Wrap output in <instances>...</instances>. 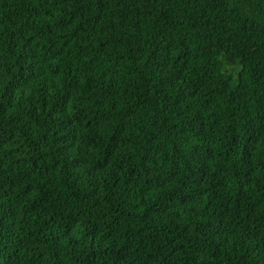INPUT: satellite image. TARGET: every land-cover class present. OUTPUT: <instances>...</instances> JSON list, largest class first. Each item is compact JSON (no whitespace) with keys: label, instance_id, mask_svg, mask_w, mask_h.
Masks as SVG:
<instances>
[{"label":"trees","instance_id":"1","mask_svg":"<svg viewBox=\"0 0 264 264\" xmlns=\"http://www.w3.org/2000/svg\"><path fill=\"white\" fill-rule=\"evenodd\" d=\"M0 264H264V0H0Z\"/></svg>","mask_w":264,"mask_h":264}]
</instances>
